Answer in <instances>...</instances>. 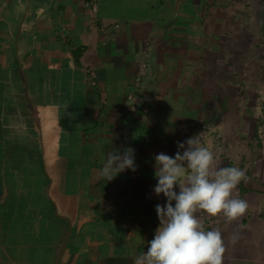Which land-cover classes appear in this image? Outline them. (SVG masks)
Here are the masks:
<instances>
[{
  "label": "crops",
  "instance_id": "1",
  "mask_svg": "<svg viewBox=\"0 0 264 264\" xmlns=\"http://www.w3.org/2000/svg\"><path fill=\"white\" fill-rule=\"evenodd\" d=\"M89 1L0 0V264H134L193 136L249 178L242 217L196 213L222 264H264V0ZM112 147L138 168L105 182Z\"/></svg>",
  "mask_w": 264,
  "mask_h": 264
},
{
  "label": "clouds",
  "instance_id": "2",
  "mask_svg": "<svg viewBox=\"0 0 264 264\" xmlns=\"http://www.w3.org/2000/svg\"><path fill=\"white\" fill-rule=\"evenodd\" d=\"M200 145L199 137L193 136L177 142L174 157L164 152L154 155L157 184L153 190L157 196L163 194L166 203L155 206L159 227L134 264H222L225 245L221 232L206 230L196 213L223 214L228 221L242 217L248 203L233 193L249 178L236 166L217 168L213 152ZM137 168L135 149L112 147L96 174L107 182L126 169L135 172Z\"/></svg>",
  "mask_w": 264,
  "mask_h": 264
},
{
  "label": "built area",
  "instance_id": "3",
  "mask_svg": "<svg viewBox=\"0 0 264 264\" xmlns=\"http://www.w3.org/2000/svg\"><path fill=\"white\" fill-rule=\"evenodd\" d=\"M88 5L92 8V9H95V6H96V0H90L88 2Z\"/></svg>",
  "mask_w": 264,
  "mask_h": 264
}]
</instances>
